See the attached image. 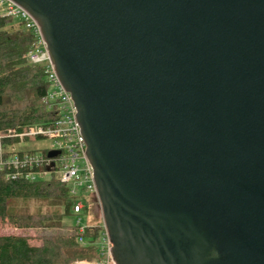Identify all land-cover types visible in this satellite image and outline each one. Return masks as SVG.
Segmentation results:
<instances>
[{
    "label": "water",
    "instance_id": "1",
    "mask_svg": "<svg viewBox=\"0 0 264 264\" xmlns=\"http://www.w3.org/2000/svg\"><path fill=\"white\" fill-rule=\"evenodd\" d=\"M11 1L76 107L114 264H264V0Z\"/></svg>",
    "mask_w": 264,
    "mask_h": 264
},
{
    "label": "trees",
    "instance_id": "2",
    "mask_svg": "<svg viewBox=\"0 0 264 264\" xmlns=\"http://www.w3.org/2000/svg\"><path fill=\"white\" fill-rule=\"evenodd\" d=\"M34 41L35 34L22 20L0 15V131L49 125L57 118V110L42 100L49 90L45 66L26 58ZM75 202L69 187L58 178L6 179L0 173V220L18 229H34L39 239L31 244L26 233L0 235V264H73L97 259L95 240L103 224L101 219L94 224L89 221L96 197L90 196L77 213L87 218L83 243L78 241L75 224L63 223L64 217L76 215Z\"/></svg>",
    "mask_w": 264,
    "mask_h": 264
},
{
    "label": "built area",
    "instance_id": "3",
    "mask_svg": "<svg viewBox=\"0 0 264 264\" xmlns=\"http://www.w3.org/2000/svg\"><path fill=\"white\" fill-rule=\"evenodd\" d=\"M0 15L19 18L35 34V41L26 58L32 64L45 66L49 90L42 100L48 108H55L58 112L57 118L49 125H24L0 131V173L6 179L43 180L55 177L66 184L76 199L73 205L76 213L74 224L78 241L83 243L82 233L86 224L82 223L77 213L84 208L90 196L97 194L93 169L86 156L85 140L76 120V107L56 74L37 22L11 0H0ZM40 138L50 140L49 146H31L19 150L15 147L18 142H33ZM50 152L54 154L51 156ZM99 238L98 258L85 264H114L110 252L111 243L104 227Z\"/></svg>",
    "mask_w": 264,
    "mask_h": 264
},
{
    "label": "rangeland",
    "instance_id": "4",
    "mask_svg": "<svg viewBox=\"0 0 264 264\" xmlns=\"http://www.w3.org/2000/svg\"><path fill=\"white\" fill-rule=\"evenodd\" d=\"M49 144H50V140L45 139V138H40V139H37L36 141H33V142H30V141L29 142L25 141V142H21V143L18 142L15 144V147L18 150L19 149H26V148H29L31 146L38 147V148H45V147H48ZM95 197H96V202L94 203V205L91 209V212L89 214V221L91 224L97 223L101 219L100 205H99L97 196H95ZM95 214L98 215L97 219H95L96 217H94ZM75 219H76V216L68 215V216L64 217L63 223L69 227H72L74 225ZM81 219H82V223L87 222L86 221L87 218L85 215H81ZM101 222H102V219H101ZM20 233H26L27 235H29L31 237L30 238L31 244L39 243V239L37 237V231L36 230H34V229H29V230L18 229V228L14 227L13 225H11L7 222L0 220V235L20 234ZM100 241H101L100 238H97L95 240V244L96 245L99 244ZM91 261H93V260H91ZM91 261H79V262H77V264H83L85 262H91Z\"/></svg>",
    "mask_w": 264,
    "mask_h": 264
},
{
    "label": "crops",
    "instance_id": "5",
    "mask_svg": "<svg viewBox=\"0 0 264 264\" xmlns=\"http://www.w3.org/2000/svg\"><path fill=\"white\" fill-rule=\"evenodd\" d=\"M83 264H85V263H83Z\"/></svg>",
    "mask_w": 264,
    "mask_h": 264
}]
</instances>
